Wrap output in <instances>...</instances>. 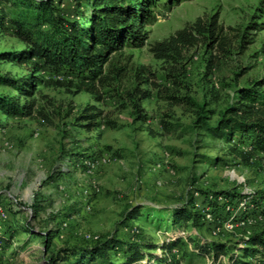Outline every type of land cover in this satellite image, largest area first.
Here are the masks:
<instances>
[{
	"label": "rangeland",
	"instance_id": "1",
	"mask_svg": "<svg viewBox=\"0 0 264 264\" xmlns=\"http://www.w3.org/2000/svg\"><path fill=\"white\" fill-rule=\"evenodd\" d=\"M55 4L83 21L76 0ZM212 16L228 35L223 47L199 42L165 59L152 52ZM9 29L0 27V76L32 77L35 89L0 84V96L35 107L31 115L0 111V264H75L71 250L107 240L113 264H128L136 245L148 253L134 264H235L254 237L264 238V152H234L205 128L240 105L241 90L264 92L256 83L264 80V0L158 9L146 45L114 55L104 83L38 60L19 64L12 57L27 45ZM144 206L198 216L160 230L130 217ZM148 243L156 249L142 247ZM215 245L226 253L216 257Z\"/></svg>",
	"mask_w": 264,
	"mask_h": 264
},
{
	"label": "trees",
	"instance_id": "2",
	"mask_svg": "<svg viewBox=\"0 0 264 264\" xmlns=\"http://www.w3.org/2000/svg\"><path fill=\"white\" fill-rule=\"evenodd\" d=\"M185 1L187 0H76L78 6L84 7V18L80 21L66 17L55 0H0V27L9 29L7 25H10L12 35L27 45L24 55L8 56L19 64L34 62L37 67L40 61L47 67L70 72L89 83H104L107 79V66L114 55L127 47L140 48L146 45L147 27L149 23L156 21L157 10H170ZM227 40L228 35L219 24L218 17L212 16L207 20L198 18L193 24L153 45L151 50L157 58L165 59L182 56L184 50L199 42L215 48L217 43L223 47ZM31 78L0 76V84L32 95L33 92L28 89H35ZM256 83L264 86V80ZM240 96L243 101L239 106H229L222 112L215 126L206 125L205 128L213 137L227 141L234 152H243L245 149H240L241 147H250L252 153H256L258 149L264 152V92L249 87L246 91L241 90ZM34 107L35 103L21 106L15 98L0 96V111L8 117L21 112L31 115ZM235 138H240L244 143L249 140L251 144H233ZM78 160V157H74V162ZM195 216L198 215L191 212L190 208L159 209L147 206L130 213L132 219L146 220L160 230L169 225L183 227L193 221ZM47 235L50 240L54 233L50 231ZM5 239L0 237V245ZM112 243L114 242L107 240L90 247L71 250V257L75 258V264H113L108 259V251L115 245ZM251 245L253 247L243 248V254L234 260L235 264H264V238L254 237ZM142 247L152 250L157 246L148 243ZM212 249L216 257L226 253L225 248L217 245ZM209 251L211 250H205ZM128 253V264H134L145 260L148 252H143L136 245L130 246Z\"/></svg>",
	"mask_w": 264,
	"mask_h": 264
}]
</instances>
